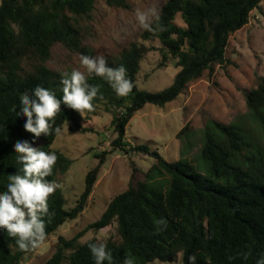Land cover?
Here are the masks:
<instances>
[{
    "label": "trees",
    "instance_id": "obj_1",
    "mask_svg": "<svg viewBox=\"0 0 264 264\" xmlns=\"http://www.w3.org/2000/svg\"><path fill=\"white\" fill-rule=\"evenodd\" d=\"M0 1V192H4L8 176L22 167L14 152L18 141H28L33 147L56 154L53 174L47 178L50 181L56 182L59 170L64 173L73 163L51 148L56 138L54 132L36 138L25 130L27 118L19 115L20 96L25 92L31 95L35 87L42 86L62 99L61 79L68 72L51 69L47 61L58 44L73 53L92 54L83 43L82 21L91 15L97 0ZM263 1L167 0L158 22L164 30L142 34L144 41L158 40L161 46L132 44L108 64L112 68H126L127 77L135 85L131 94L118 97L106 79L87 77L99 93L93 101L94 110L85 113H94L99 105L114 110L112 126L117 137L113 146L126 154L143 152L156 162L142 180L115 196L97 221L71 239L60 237L55 253L44 264H95L87 244L96 239L83 243L81 238L88 230L100 231L114 223L121 240L105 242L113 264H123L127 256L132 257L134 264L157 260L177 264L180 254L181 264H189L191 255L197 257L196 264H256L264 258V151L259 157L248 158V169L234 164L248 148L240 126L215 121L218 133H206L201 155L209 163L207 176L188 161L169 162L159 152H152L148 144L132 145L126 140L131 119L147 104L165 107L205 71L228 63L229 37L249 23L251 13L261 9ZM107 3L128 8L125 0ZM178 16L185 26L177 24ZM154 50L162 54V65L174 59L180 68L173 84L157 92L142 90L137 84L142 61ZM246 97L264 131L263 78ZM83 121V116L62 103L53 128L71 122L76 131L86 132ZM185 130L178 134L179 138ZM104 156L98 155L101 162L86 175L85 190L73 208H67V199L59 187L49 197L47 238L84 212ZM164 176L170 178L169 184L158 186L159 178ZM160 218L166 220V227L157 225ZM34 251H20L15 238L0 228V264H21ZM247 252L251 255L245 259L242 254Z\"/></svg>",
    "mask_w": 264,
    "mask_h": 264
},
{
    "label": "rangeland",
    "instance_id": "obj_2",
    "mask_svg": "<svg viewBox=\"0 0 264 264\" xmlns=\"http://www.w3.org/2000/svg\"><path fill=\"white\" fill-rule=\"evenodd\" d=\"M128 8L111 6L107 0H97L91 15L82 21L83 43L95 57L104 55L108 64L132 44L145 43L161 46L158 40L144 41L143 31L135 18L136 8L146 9L156 4L160 10L167 0H125ZM1 2V1H0ZM180 26H185L178 16ZM80 53H73L58 44L53 48L47 66L60 72L73 69L85 71L80 65ZM225 66L216 65L213 71H205L191 82L180 97L165 107L147 104L138 111L127 126L126 140L132 145L148 144L152 152H159L169 162H190L198 172L207 176L209 163L201 155L206 133H218L214 122L234 124L243 129L248 148L234 164L248 169V158L259 157L264 151V131L260 121L247 104L246 93L259 86L264 79V1L261 9L251 13L249 23L229 37ZM158 50L149 52L141 63L137 76L140 89L162 91L174 82L180 68L170 59L162 65ZM115 111L99 105L94 113L83 114V126L88 131H76L71 122L62 127V135L56 136L51 148L60 151L73 163L66 172L59 170L56 183L67 199V208H73L85 190L88 172L104 162L90 195L86 209L80 216L66 222L34 252L26 255L21 264H44L55 253L60 237L71 239L97 221L111 200L128 187L144 178L155 164L151 155L143 152L124 151L113 146L117 134L112 126ZM186 129L181 138L178 134ZM170 178L160 177L157 185L167 186ZM120 241L117 223L100 230H88L81 242L90 239ZM177 264H181V254ZM151 264H174L155 261Z\"/></svg>",
    "mask_w": 264,
    "mask_h": 264
},
{
    "label": "clouds",
    "instance_id": "obj_3",
    "mask_svg": "<svg viewBox=\"0 0 264 264\" xmlns=\"http://www.w3.org/2000/svg\"><path fill=\"white\" fill-rule=\"evenodd\" d=\"M135 18L140 29L148 32L163 31L159 25L161 10L153 4L146 9L136 8ZM80 65L85 71L73 69L65 73L61 79L62 99H58L54 92L42 86H37L29 95L27 92L20 96L21 112L26 117L24 128L27 132L39 138L45 136L62 135V128L55 127L56 116L61 112V104L78 112L81 116L87 111L94 110L93 101L97 98L99 88L88 83V76L106 79L118 97L131 94L134 83L127 77V70L123 65L116 68L108 66L104 55L95 57L80 54ZM100 99H103L100 96ZM17 153V163L22 167L16 174L8 176L7 190L0 192V228L6 230L11 238H15L18 249L30 252L39 248L47 238L45 217L50 216L48 200L55 193L59 185L47 178L53 174L57 162L54 152H45L33 147L28 141H18L14 145ZM22 173V174H21ZM158 226L166 227L163 218L156 221ZM95 264H113L112 253L107 244L97 238L96 242L87 244ZM247 259L251 252L242 254ZM233 259V257H229ZM197 257H188L189 264H196ZM123 264H134L131 256H127ZM256 264H264V258Z\"/></svg>",
    "mask_w": 264,
    "mask_h": 264
}]
</instances>
